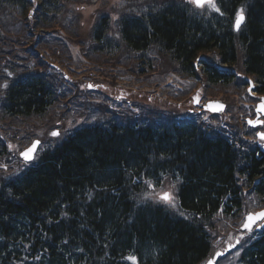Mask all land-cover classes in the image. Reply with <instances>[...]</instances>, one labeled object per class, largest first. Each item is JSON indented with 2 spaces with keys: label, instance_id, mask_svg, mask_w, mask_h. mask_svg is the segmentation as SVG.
<instances>
[{
  "label": "trees",
  "instance_id": "obj_1",
  "mask_svg": "<svg viewBox=\"0 0 264 264\" xmlns=\"http://www.w3.org/2000/svg\"><path fill=\"white\" fill-rule=\"evenodd\" d=\"M36 1L0 0V34L19 17L44 32L33 34L29 45L17 27L24 48L0 49V264H131L130 256L137 264H201L221 210L236 217L244 190L264 206V153L237 150L226 136L194 123H80L65 111L54 119L59 98L73 90L56 85L43 63H33L34 44L53 41L48 45L64 64L70 60L65 38L105 73L127 65L143 76L154 67L150 57L162 56L182 78L196 79L199 72L207 89L231 86L239 70L261 94L264 0H217L220 12H199L186 0H124L117 20L92 17L88 34L83 11L93 0ZM241 9L245 23L234 33L232 20ZM60 31L62 39L52 36ZM209 53L236 71L220 73L205 62L197 69L196 59ZM86 110L79 113L89 116ZM53 128L61 137L51 143ZM34 139L47 145L21 167L17 154ZM163 176L178 183V211L150 198L146 182L159 184ZM243 248L240 264H264V232Z\"/></svg>",
  "mask_w": 264,
  "mask_h": 264
},
{
  "label": "rangeland",
  "instance_id": "obj_2",
  "mask_svg": "<svg viewBox=\"0 0 264 264\" xmlns=\"http://www.w3.org/2000/svg\"><path fill=\"white\" fill-rule=\"evenodd\" d=\"M115 3L118 5L116 0H93L91 2H88L85 4V8L83 11V18L84 21V29L88 33H90V26L92 21L96 19L98 16H103L104 14L110 15L115 12L114 10L110 8L111 6H116ZM74 5L73 7H75ZM80 5L76 7V9H79ZM127 12V11H123ZM92 17H95L94 19ZM113 19L116 18L115 15L112 16ZM23 19V18H21ZM20 19V17L17 20V25L14 23L12 25L3 26V31L5 35H2L0 40V49L3 51H11V49L17 48V50L24 48V45L27 43L26 40L24 41V45H21L19 42L22 40L19 38V35H22L20 31H18L17 27L23 28V32L27 36V41L29 42V45L34 42L35 36L37 34L44 35V32L40 31L42 30L41 27H36L31 24L24 25L23 21ZM93 19V20H92ZM112 19V20H113ZM66 22H70L69 18L65 19ZM34 24V22H33ZM27 28L28 31L31 30V36L27 35ZM39 28V29H38ZM41 28V29H40ZM1 29V27H0ZM38 29V30H37ZM11 31L13 33H11ZM23 34V36H25ZM33 34H36L35 36ZM66 35V34H65ZM34 36V37H33ZM67 36V35H66ZM6 37L12 38L13 42L6 41ZM49 42H41V44L38 47V44H34L35 51L37 52L38 56L33 60V63L39 64L40 62H49L51 64H55L53 60L58 55V50L53 45H48V43H54L53 41L49 40ZM61 45L60 42L55 43ZM45 45V46H44ZM93 43L88 42L87 45H84V48L90 49ZM86 49H84L86 51ZM71 52L73 54V57L76 61L79 60V54L78 51L75 50L73 47H71ZM28 55V54H27ZM90 55V54H88ZM31 56L30 54L28 55ZM206 59H209V61L216 63L214 59V54L209 53L203 55ZM33 57V56H32ZM161 57V58H160ZM154 56L150 57L153 58L151 61L154 62V67L151 71H146L145 75L139 76V74L133 73L132 70L127 69V65L124 68L123 66H119L118 68H112L108 69L107 73H105L101 79L102 80H96L93 82L94 85H102L101 91L98 92L96 95H92L88 99V104L84 106H79L82 100H80L77 97L70 98L69 96H61L59 98L60 103L58 106H56L52 110V117L54 119L57 118V115L65 111L67 114H70L74 111L76 112H87L86 108H88L89 112L92 113L95 117L93 119L88 118L86 123L95 122L97 119H100L103 121V119H110V118H118L115 119L119 122H122L125 118L131 119L129 116L135 115L139 121H146L149 122L150 120H154L155 116H159V118H165V120L169 117H175L173 116L176 112L173 110L176 106L173 105L174 102L177 104L187 101L188 98H190V91L193 90V92L200 88L201 83L197 80L187 82L189 80H180V76L176 68L172 67L171 65L167 64L168 61L166 58H163L162 56ZM40 58V59H39ZM57 59H60L57 57ZM128 59V57H127ZM126 57H124V60H127ZM32 60V58H31ZM98 62V61H97ZM77 63V62H75ZM80 63V62H78ZM101 63V62H98ZM62 66V65H60ZM37 68V66H36ZM35 68V69H36ZM24 68L19 69L18 71L22 73ZM34 69V68H33ZM94 69L93 66H88L86 63L81 62V67L76 70L74 67L71 68V70H68L67 68L64 70L68 75H70L73 79L82 81V82H90V77H95L96 73L92 71ZM236 69V68H235ZM239 77L243 74L240 73L239 70H237ZM237 76V79L235 82L228 87H217V88H204L205 92V99L206 100H224L229 105H236L239 101L243 103V100L241 98H244V91L246 89V86L243 84L242 78H239ZM201 78V77H200ZM191 80V79H190ZM178 91H184V92H178ZM106 96V97H105ZM150 100L151 103H148L147 100ZM159 99V100H158ZM93 100H101V102H105L104 105H106V109L109 112V117H97L99 116V113L94 112V108L96 104L92 102ZM171 105V107L169 106ZM246 105V104H244ZM230 106V109H231ZM67 107V108H66ZM189 107V106H187ZM81 109V110H80ZM193 109V108H191ZM199 108L195 109L193 114L195 115H202L199 112ZM70 112V113H69ZM133 114V115H132ZM55 115V116H54ZM227 114L225 115L224 119H219V121H215L214 119H210L209 116L203 115L201 118L204 119L206 122V125H210L213 128H217L220 126H225L226 121L228 120ZM96 118V119H95ZM163 125L170 123V121L167 122H161ZM234 131H241L240 128L234 127ZM168 186H171V184L165 185L167 188ZM160 193V192H159ZM248 193V192H247ZM243 205L245 209L251 210V208H248L250 204H255V198L252 194H246L243 196ZM257 203V202H256ZM243 226V218H233L231 216L225 217L218 214V216L215 218V221L213 222V227L209 228V233L211 236V243L212 247L214 249L213 253L211 254V257L214 256V254L218 251L220 248H225L227 245H241L243 242L247 241V238H249L251 235H253V232L247 233L245 231H242ZM239 241V242H238ZM221 246V247H220ZM220 247V248H219ZM237 251V250H236ZM237 256V253L231 252L228 256L224 257L218 264H232ZM212 259V258H211Z\"/></svg>",
  "mask_w": 264,
  "mask_h": 264
},
{
  "label": "snow or ice",
  "instance_id": "obj_3",
  "mask_svg": "<svg viewBox=\"0 0 264 264\" xmlns=\"http://www.w3.org/2000/svg\"><path fill=\"white\" fill-rule=\"evenodd\" d=\"M186 2L190 5H192V7L194 9L204 10L205 8H207V9H210V10L215 11V12H220V9L217 7L215 0H186ZM243 20H244V15H243V10L241 9L240 11L237 12L236 19H235V27L237 30L239 29ZM6 86L7 85H5V87ZM249 91H251V89ZM194 102L199 103V97L198 96L194 97ZM208 109L210 111H222L223 105H221V104H215V105L210 104L208 106ZM257 111H258V113L264 114V101H262L261 104L258 106ZM257 123H264V122L259 121V119H257V121H255V122L251 121V120L249 121V124L253 125V126H255ZM52 135L58 136L59 133L53 132ZM260 139L264 140V133L260 134ZM38 144H39L38 141L35 142L30 148L26 149L24 152L21 153L25 162H30L35 158L34 153L37 149ZM149 187H151V184H149ZM157 202H162V203L168 204L171 207H175L173 195H172V193H170L168 191H161L160 193H157ZM260 219H264V212H261L258 214H249L245 218L244 228L247 229L248 231H251L252 225L257 220H260ZM217 255H220V254H217ZM127 259H129L131 264H137V260L134 256H130ZM210 264H212V262H210Z\"/></svg>",
  "mask_w": 264,
  "mask_h": 264
},
{
  "label": "water",
  "instance_id": "obj_4",
  "mask_svg": "<svg viewBox=\"0 0 264 264\" xmlns=\"http://www.w3.org/2000/svg\"><path fill=\"white\" fill-rule=\"evenodd\" d=\"M235 28H236V27H235ZM217 104H220V103H217ZM213 105H215V104H213ZM207 107H208V106H207ZM218 112H222V111H218ZM34 143H35V142H34ZM34 143H33V144H34ZM33 144H32V145H33ZM32 145H31V146H32ZM31 146H30V147H31ZM37 146H38V145H37ZM30 147H29V148H30ZM21 156H22V155H21ZM263 212H264V211H263ZM257 221H258V220H257Z\"/></svg>",
  "mask_w": 264,
  "mask_h": 264
}]
</instances>
